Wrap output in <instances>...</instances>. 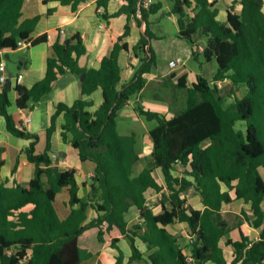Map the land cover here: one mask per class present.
<instances>
[{
	"label": "trees",
	"instance_id": "trees-1",
	"mask_svg": "<svg viewBox=\"0 0 264 264\" xmlns=\"http://www.w3.org/2000/svg\"><path fill=\"white\" fill-rule=\"evenodd\" d=\"M87 1L90 0L61 3L77 11ZM108 2L97 0L98 6L105 8ZM24 3L25 0H0V63L1 52L17 50L21 40L32 41V47L47 42V35L31 39L40 16L22 20ZM216 4L213 0H171L170 14L178 19L179 38L192 45H196L195 37L207 39L201 52L207 62L216 60L218 70L213 81L198 76L189 85L187 75L178 79L174 87L187 91L186 107L170 119L141 105L135 107L139 116L157 121L149 131L152 162L136 176L134 168L141 161L137 136L120 134L117 119L119 112L145 88L157 64L150 18L163 10V0H124L118 12L101 15L103 20H109L124 14L128 22L99 69L81 65L88 51L82 37L76 34L53 45L54 56L48 59L41 81L30 89L16 86L17 106L35 108L67 71L79 78L85 76L84 97L71 106L57 105L43 153H36L39 136L20 130L8 113L9 88L0 89V116L6 119L12 135L31 140L26 154L35 166L28 186L9 187L7 181L0 184V264H82L99 254L106 243L119 250L116 264H123V253L118 248L121 236L131 243V261L142 258L135 243L138 238L152 251V264H228L221 246L225 239V245L234 250L232 264H264V0L234 1L225 23L218 19ZM237 4L242 7L239 13ZM53 12L48 10V14ZM132 20L146 25L133 47L141 66L134 79L119 89V57L129 51L125 39L131 34ZM192 57L199 60L194 47ZM226 81L247 90L228 107L217 85ZM99 89L103 103L91 112L94 101L85 97ZM61 114L65 118L63 141L78 151L82 162L96 165L85 197L79 195L76 168L62 171L53 166L51 138ZM3 164L0 154V169ZM155 170L160 171L163 184L155 178ZM64 188L70 193L71 212L61 220L54 203ZM190 189L200 195L203 210L188 203L186 193ZM231 191L236 199L251 205L253 217L244 214V218L259 232L257 241L244 235L241 241L227 238L230 228L222 207L233 201ZM151 193L161 194L159 213L147 204ZM28 204L34 208L29 213L20 212ZM132 208L137 210L140 222L130 227L127 215ZM91 210L96 217L88 221ZM177 223L189 229L190 257L185 255L179 237L168 230ZM89 233H93V242L88 244Z\"/></svg>",
	"mask_w": 264,
	"mask_h": 264
},
{
	"label": "crops",
	"instance_id": "crops-1",
	"mask_svg": "<svg viewBox=\"0 0 264 264\" xmlns=\"http://www.w3.org/2000/svg\"><path fill=\"white\" fill-rule=\"evenodd\" d=\"M44 1L45 0H25L22 10V20L40 16V21L34 32L31 34V39L35 40L42 35H47V42L27 48L29 49V53L21 55L16 61L10 59L19 54L25 48L20 47L17 50H4L1 52L3 62L6 65V74L8 76L4 87H6L8 81H10L8 92L10 106L8 107V113L14 118V121L20 130H22L21 127H23L24 131L39 136V141L36 145L37 154L43 153L46 150L47 130L51 126L52 117L56 113L57 105L59 103H65L71 106L78 99L84 97L82 88L80 87L81 81L79 77L67 71L66 74L61 75L55 83L53 92L35 108L29 107L27 109H20L16 104L18 97L16 91L18 83L16 82V77L19 74H23V80L19 85L26 87L27 89L32 88L46 75L47 61L54 56L53 45L58 40L64 41L76 34H79L82 37L88 51L87 56L81 60V65L87 69H99L103 58L110 54L114 44L122 34L125 25L128 22L127 17L124 14L116 18H110L109 20H103L101 17L104 13L112 15L118 12L123 6L124 0H109L106 8L98 6L97 0H90L82 3L77 11H74L71 5H63L61 0H48L47 4H45ZM213 1H217L216 7L219 10L218 19H225L226 21L228 8L234 1L239 0H225L226 8L223 11L218 7L219 2L222 0ZM163 3V9L167 8L170 13L172 7L171 0H163ZM241 8L240 4L236 5V11L238 13L241 11ZM49 9H54V12L48 14ZM190 14L192 13L190 12ZM171 19L177 24L179 33L177 17L171 15ZM145 30V24L139 25L135 20L131 21V34L125 39V42L129 44V51H123L119 57V64L121 67V82L118 87L119 89H122L123 85L134 79L137 70L141 66L140 60L134 56L133 47L139 42ZM153 33L155 38L151 41V45L157 55V64L154 67L153 73L148 77L145 88L150 86L153 82H158L159 85L154 87L155 92L164 93L163 89L167 88L168 84L166 81L170 79L176 84L178 79L184 75H187L188 81V74L185 72L181 74L179 73L181 67L185 63L181 56H178L177 58L174 57L176 60L175 64L172 66L160 62V54L155 47H153V41L161 38L158 37L155 32ZM162 38L164 39V37ZM178 39H180L179 36ZM203 49L204 48H202L201 51ZM189 54L192 56L191 47ZM8 60L11 62L13 61V68L9 67ZM20 63H22V65ZM192 83L190 84L188 81L189 85H192ZM144 89L131 101L133 104L139 102V97ZM167 97L168 96H166V98ZM85 98L94 101V105L89 109L91 112H94L103 103L102 90L99 89L94 92L91 97ZM168 99L170 98L168 97ZM154 102L155 103L152 104L153 110L149 111L160 113L170 119L168 116L172 112L170 110V105L162 104L160 101ZM144 109L146 108L144 107ZM133 110L138 115L135 107ZM27 118H30L31 121L24 125V121ZM64 123V114H61L56 120V130L51 138L50 155L52 157L53 166L58 167L62 171L70 167L76 168L77 181L80 186L79 195L80 197H85L90 190V183L95 175L96 165L89 161L82 162L79 158L78 151L73 149L70 144L63 141L62 127ZM30 144L31 140L21 139L12 135L7 129L6 119L3 116H0V154L4 163L0 169V184L5 181H7L9 187H15L17 185L28 186L30 184L35 175V166L28 160L26 154V148H28ZM140 157L141 159L143 158L141 155ZM153 174L157 181L160 184H163L160 171L155 170ZM43 180L45 183L47 182L46 177H44ZM63 190H66L68 195L59 201V196ZM223 190H227L226 186H223ZM62 191L57 195L54 206L60 219L65 220L71 212V206L69 204L70 193L68 188H64ZM230 193L233 201L230 204H224L222 207V215L224 219L227 220L230 228L227 238L234 242L241 241L242 235H244L251 241H257L259 239V232L251 227L244 218V214L251 218L253 217L251 205L244 203L243 200L236 199L234 191H231ZM191 196H194V200ZM186 198L193 208L198 210L204 209L201 197L194 189H190L186 193ZM160 200L161 194L156 193H151L147 199V204L155 211V213L161 211V206L159 204ZM33 208V204H28L22 208L20 212L29 213ZM262 209L264 210V202L262 203ZM95 217V212L91 210L89 212L88 221H91ZM127 221L130 227L140 222V217L135 208H132L131 212L127 215ZM168 230L179 237L180 243L181 239L187 241L185 246H183V249L185 255L190 257L191 250L188 245L191 242V237L187 225L177 223L168 227ZM89 235L90 237L87 240L88 244L93 242V233H89ZM135 243L142 254V258L131 261L130 259L133 255L131 243L128 238L123 236L120 237L118 248L123 253V264H152L149 260V255L152 251L149 249L148 245L138 238H136ZM221 246L224 250L228 264H232L234 259L233 248L225 245V239L221 242ZM119 255L120 252L118 249L112 248L109 243H106L101 247L99 254L82 264H116ZM207 264L214 263L208 262Z\"/></svg>",
	"mask_w": 264,
	"mask_h": 264
},
{
	"label": "rangeland",
	"instance_id": "rangeland-1",
	"mask_svg": "<svg viewBox=\"0 0 264 264\" xmlns=\"http://www.w3.org/2000/svg\"><path fill=\"white\" fill-rule=\"evenodd\" d=\"M221 11L226 8V1L222 0L218 5ZM222 23H225V19H219ZM151 30L160 37L159 40L153 41V47L160 54V62L172 66L175 64L174 57L181 56L184 59V65L181 67V73L188 74V81L191 84L196 82L198 76H203L209 81H213V77L218 70V64L216 60L207 62L204 55L201 52L202 48L207 45V39L194 38L195 44L192 45L184 39H178V27L177 24L171 19V15L167 8L163 9L157 15L151 17ZM164 37V39L162 38ZM190 47L195 48L199 54V60L195 59L189 54ZM31 48V47H29ZM29 49H23L19 54L13 56L10 60H18L21 55L28 54ZM9 67L13 68V61L8 60ZM167 88L163 89L164 93L155 92L154 87L158 86V82H153L150 86L146 87L139 97L138 103H132L119 112L117 119L118 131L122 135L136 134L137 136V151L143 157L141 161L134 168V176L138 175L143 169L150 167L152 162V145L149 136V131L157 126V121H149L145 117L138 116L133 108L137 105H141L148 110H153L152 104L154 101H160L162 104L170 105L172 111L170 118L176 116L186 107L187 91L180 90L174 87L173 81H168ZM176 82V81H175ZM219 89L222 90V94L225 98V106L232 105L235 98H242L247 90L245 86H234L231 82L218 83ZM162 91V90H161ZM168 96L170 99H168ZM261 174L264 178V169H261ZM68 195L66 190H63L59 196V201ZM194 200V196H191ZM191 199V200H192ZM182 246H185L187 241L185 239L180 240Z\"/></svg>",
	"mask_w": 264,
	"mask_h": 264
},
{
	"label": "built area",
	"instance_id": "built-area-1",
	"mask_svg": "<svg viewBox=\"0 0 264 264\" xmlns=\"http://www.w3.org/2000/svg\"><path fill=\"white\" fill-rule=\"evenodd\" d=\"M148 2H150V1H148ZM18 47L20 48H29V47H32V41H26V40H21V41H19L18 42ZM7 79H8V76H7V74H6V65H5V63L2 61L1 63H0V89L1 88H3L4 86H5V84H6V82H7ZM22 80H23V74H19L17 77H16V82L18 83V84H20L21 82H22ZM128 106H130V103L129 104H127L126 106H125V108L126 107H128ZM31 120H30V118H27V119H25V121H24V125L25 124H27V123H29ZM21 129L23 130V127H21Z\"/></svg>",
	"mask_w": 264,
	"mask_h": 264
},
{
	"label": "water",
	"instance_id": "water-1",
	"mask_svg": "<svg viewBox=\"0 0 264 264\" xmlns=\"http://www.w3.org/2000/svg\"><path fill=\"white\" fill-rule=\"evenodd\" d=\"M20 64L22 65V63H20ZM84 77H85V76L82 75L81 78H80V81H81V82H80V87H81V88H82V82H83V80H84ZM7 87L10 88V81H8V83H7ZM88 100L90 101V99H88Z\"/></svg>",
	"mask_w": 264,
	"mask_h": 264
}]
</instances>
